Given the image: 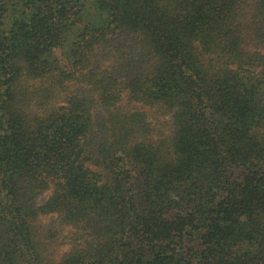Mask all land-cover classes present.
<instances>
[{"label": "trees", "instance_id": "1", "mask_svg": "<svg viewBox=\"0 0 264 264\" xmlns=\"http://www.w3.org/2000/svg\"><path fill=\"white\" fill-rule=\"evenodd\" d=\"M0 264H264V0H0Z\"/></svg>", "mask_w": 264, "mask_h": 264}]
</instances>
